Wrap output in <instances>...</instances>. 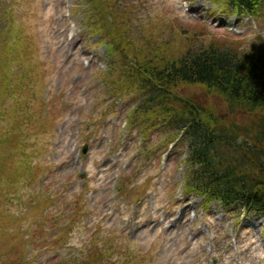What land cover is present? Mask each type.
Wrapping results in <instances>:
<instances>
[{
  "label": "rangeland",
  "instance_id": "1",
  "mask_svg": "<svg viewBox=\"0 0 264 264\" xmlns=\"http://www.w3.org/2000/svg\"><path fill=\"white\" fill-rule=\"evenodd\" d=\"M103 1L132 44L94 29L95 0H0V264H264V213L184 192L186 146L135 112L146 91L127 58L213 43L260 62L264 3L249 17L214 0ZM174 89L248 121L201 83Z\"/></svg>",
  "mask_w": 264,
  "mask_h": 264
},
{
  "label": "trees",
  "instance_id": "2",
  "mask_svg": "<svg viewBox=\"0 0 264 264\" xmlns=\"http://www.w3.org/2000/svg\"><path fill=\"white\" fill-rule=\"evenodd\" d=\"M95 1L104 26L94 29L100 33L99 30H105L117 44L120 42L112 37L113 33L124 37L127 45L132 44L122 35L128 27L122 18L125 14L109 7L108 1ZM214 1L227 10L248 15H254L264 3V0ZM103 14L110 21H105ZM114 17L118 26L112 22ZM110 43L113 42L108 41L107 49ZM163 46V43L152 45L150 55L143 52L140 56L127 55L133 61L129 66L131 86L146 91L135 112L159 119L160 124L177 132L170 131L175 139L186 144L187 190L201 194L207 203L218 200L226 207L264 212V60L259 62L252 55L213 43L198 50L186 47L171 55ZM181 82L201 83L213 89L225 100L229 115L242 112L247 123L240 124L234 119L223 123L212 110L182 98L174 89ZM256 113L261 114L255 117ZM90 259L88 264H100L98 257Z\"/></svg>",
  "mask_w": 264,
  "mask_h": 264
},
{
  "label": "water",
  "instance_id": "3",
  "mask_svg": "<svg viewBox=\"0 0 264 264\" xmlns=\"http://www.w3.org/2000/svg\"><path fill=\"white\" fill-rule=\"evenodd\" d=\"M86 150H87V149H86V146H83V148H82V152L85 153ZM81 176L83 177L84 175L82 174Z\"/></svg>",
  "mask_w": 264,
  "mask_h": 264
}]
</instances>
